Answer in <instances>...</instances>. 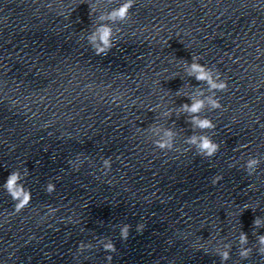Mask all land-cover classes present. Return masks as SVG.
<instances>
[{
    "label": "clouds",
    "instance_id": "clouds-1",
    "mask_svg": "<svg viewBox=\"0 0 264 264\" xmlns=\"http://www.w3.org/2000/svg\"><path fill=\"white\" fill-rule=\"evenodd\" d=\"M134 0H124L118 7L113 8L111 11L106 14H101L98 16L100 23L88 36L87 40L92 46L96 55H107V52L111 49L113 30L108 23L105 21H111L115 23L117 21L123 22L128 19L129 10L133 7ZM200 57L192 56V62L189 64L185 62V71L195 77L199 82H203L207 85L210 95L205 96L203 91L200 92L199 97L192 100V103L184 104L181 106L183 112L190 115L189 123L193 126V129L201 130V133H204V130H214L216 124L208 117L201 116L200 114L208 109L210 111L222 109V104L220 103V98L216 95L217 92H225L228 90V83L225 79L221 78V74L212 67L201 64ZM179 94V91L177 92ZM191 98V97H190ZM156 107H160L157 105ZM154 111V109H153ZM171 109L163 112L164 116H170ZM145 131L151 132L152 136L155 137L153 144L155 147L161 150H172L174 147L175 133L169 129H161L158 126H150ZM185 143L189 146L194 147L197 153L201 156L211 158L213 157L220 148L219 143L214 142L211 136L207 134H194L188 136ZM111 158H105L103 160V169L109 171L111 169ZM260 163L259 158L251 157L245 163V171L249 176L253 175ZM233 165H230V167ZM223 177L216 175L212 178V185L215 186ZM21 174L19 171H13L9 174L4 184V187L7 189L9 194L12 196L14 201H19L16 204V211H19L24 206L28 204L31 199L30 193L26 191L21 183ZM251 187V186H249ZM54 190V185L49 184L47 186V191L50 193ZM248 207L245 206V209ZM254 228H260L262 226L261 220L259 217L255 218L253 221ZM143 225L138 224L136 231L138 233L142 232ZM130 225H124L120 231L121 240H127L130 232ZM238 242L240 248L238 254L242 259H247L252 252L251 247H246L248 245V236L246 233L241 232L238 237ZM257 253L261 256H264V235H257ZM81 248L91 247V245H85L83 242L80 244ZM231 244H225L223 248L218 251V255L221 258V264L230 259ZM102 248L105 252L114 253L116 252L115 244L109 240L107 243L102 245ZM108 264H111L112 256L108 255L106 257Z\"/></svg>",
    "mask_w": 264,
    "mask_h": 264
}]
</instances>
